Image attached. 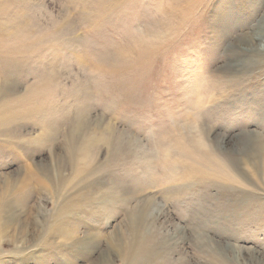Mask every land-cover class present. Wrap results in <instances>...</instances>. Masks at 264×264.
Here are the masks:
<instances>
[{
	"label": "rangeland",
	"instance_id": "obj_1",
	"mask_svg": "<svg viewBox=\"0 0 264 264\" xmlns=\"http://www.w3.org/2000/svg\"><path fill=\"white\" fill-rule=\"evenodd\" d=\"M0 264H264V0H0Z\"/></svg>",
	"mask_w": 264,
	"mask_h": 264
},
{
	"label": "bare ground",
	"instance_id": "obj_2",
	"mask_svg": "<svg viewBox=\"0 0 264 264\" xmlns=\"http://www.w3.org/2000/svg\"><path fill=\"white\" fill-rule=\"evenodd\" d=\"M108 2V1H107ZM27 28V27H26ZM54 36V35H53ZM55 37V36H54ZM31 38V37H30ZM33 38V37H32ZM55 39V38H54ZM43 40V39H42ZM27 41H32V40H30L29 39V34H27V36H26V38L25 39H23V40H19V42H27ZM68 41V40H67ZM42 42V41H41ZM40 44V40H35V41H33V42H31L29 45H26V46H28V47H26L28 50H30V49H32V48H37V47H35V46H37V45H39ZM42 44V43H41ZM109 126V125H108ZM106 129V128H105ZM114 129V130H113ZM113 131H115V128L114 127H112V128H110V127H108V129H107V132H106V134L104 135V134H102L103 136H100V138H98V139H96V137H94V146H99V144L100 143H103V146H110L111 145V136H112V134H113ZM103 132V131H102ZM116 133V132H115ZM93 137V136H92ZM99 137V136H98ZM126 141V140H125ZM128 141V140H127ZM127 143V142H126ZM125 143V144H126ZM118 144H119V142H118ZM101 145V144H100ZM121 145V144H120ZM119 145V146H120ZM87 151V149L84 147V146H82V148L81 147H78L77 148V150L75 151L76 152V155L77 154H79V155H83L85 152ZM143 253H144V251L142 250V251H140V250H136V251H134V252H132V257L131 258H133V259H135L136 258V260L139 258H141V256H143Z\"/></svg>",
	"mask_w": 264,
	"mask_h": 264
}]
</instances>
